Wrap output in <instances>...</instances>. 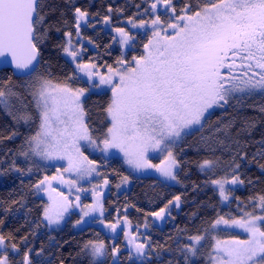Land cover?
Wrapping results in <instances>:
<instances>
[{
  "label": "snow or ice",
  "instance_id": "obj_1",
  "mask_svg": "<svg viewBox=\"0 0 264 264\" xmlns=\"http://www.w3.org/2000/svg\"><path fill=\"white\" fill-rule=\"evenodd\" d=\"M43 7L42 0H0V57L21 81L18 88L10 87L7 82L0 83V109L14 122L28 123L33 115L27 110L25 97L30 96L29 103L34 105L39 116V128L25 141L29 151L44 160L67 159L69 167L64 171L75 170L80 179L93 173L100 175L95 162L82 151L93 148L105 155L110 149H117L123 153L126 163L136 170L155 169L163 180L175 181L174 169L179 167V161L172 148L191 126H203L210 109L223 108L234 99L264 96V0H196L195 4L188 0L179 9L174 0H152V19L136 23L129 18L133 28L152 30V36L143 45L144 54L133 56L132 61L118 58L115 66L107 65L106 75L99 72L96 64L77 62L79 53L72 45V33H64L67 41L63 52L76 63V71L67 81L79 79L78 72L88 77L92 88L102 85L111 88L112 97L105 109L110 126L102 135L94 136L93 129L86 122L81 99L88 89H74L67 81L64 84L54 82L50 65L41 63L42 46L55 27L54 24L46 25L47 15L41 14ZM87 16V11L75 8L77 37L80 36L81 21ZM104 22L109 23L107 16ZM55 30L59 32L60 28ZM115 31L120 34L121 47L135 41V37L124 28ZM7 70L0 68V71ZM17 103L19 107H16ZM258 111L264 113V105L258 106ZM254 126V122L246 125L247 128ZM225 127H231V122ZM16 135L18 133L13 131L0 139H12ZM150 150L166 152L167 155L160 164H152L147 157ZM29 151L20 155L28 157ZM238 155L239 162L235 158L232 160L236 174L231 180L211 181L219 187L224 201L228 200L225 184L244 183L239 169L248 159L247 152L240 151ZM257 156L264 159V147L258 149L252 159ZM216 164L217 161L205 159L199 167L211 171ZM13 168L23 172L15 167V162ZM260 168L264 171V164ZM51 179L56 177L45 176L34 187L39 190ZM124 181L127 182V177ZM67 183L75 186V181ZM104 183L107 184L108 180L105 179ZM180 199L175 197L177 206ZM250 202L262 214L245 210L239 219L220 216L210 225L213 230L224 225L248 234V239L219 240L213 237L214 254H209L212 264H264V195ZM69 207L70 204H65L56 212L45 207L44 219L49 225L58 224ZM167 207L165 205L152 215L162 218ZM85 208L88 211L82 209L83 215L77 225L90 212L99 210L103 216L104 209L99 201ZM119 224L117 219L104 226L115 233ZM203 238L202 235L189 237L193 243L184 246V264H189L190 256L197 255L196 244ZM132 243L130 240L129 244ZM4 246L5 237L0 235V249ZM11 247L18 252L17 245ZM81 252L90 257V264H98L99 258L107 255V248L103 241L89 240ZM135 252L138 257L143 256L145 245L136 244ZM118 253L119 249L114 245L112 257H117ZM0 264H9L7 252L0 254ZM23 264H31L29 252L24 253Z\"/></svg>",
  "mask_w": 264,
  "mask_h": 264
},
{
  "label": "trees",
  "instance_id": "obj_2",
  "mask_svg": "<svg viewBox=\"0 0 264 264\" xmlns=\"http://www.w3.org/2000/svg\"><path fill=\"white\" fill-rule=\"evenodd\" d=\"M187 2L174 0L178 9ZM42 3L41 14L47 15L46 25L54 24L55 27L42 46L41 63L50 65L51 79L56 83H65L75 72L62 51L66 43L64 33L70 31L75 35L76 32V7L88 12L86 24L81 28V38L92 45H83L85 52L82 60L96 64L102 72L107 65L115 66L121 57L112 33L101 25L104 17H110L113 29L122 28L123 22L129 21V18L137 23L150 19V0H42ZM192 3L195 4L196 0ZM56 27L60 28L59 32ZM148 35L147 32L135 35L132 48L125 54L126 61L143 55ZM2 82L13 88H18L21 83L9 70L0 71ZM67 82L75 88L88 89L87 83L80 78ZM86 97L83 100L86 122L93 129V135L100 136L110 126V117L105 111L111 100L110 92H90ZM30 101L31 97L26 96L27 110L33 115L28 123H16L0 109V137H7L13 131L18 133L12 139H0V235L5 237L8 247L15 244L18 248L16 254H8L9 264H23L25 252H29L31 264H90V257L81 252L89 240L103 241L106 245L107 255L98 264H135L119 237L114 245L118 244L121 249L113 258L110 238L98 227L88 225L82 230L72 231L71 224L77 219L76 215H72L60 230L47 229L43 221L45 202L37 196L34 187L41 180L44 170L33 159L24 162L20 155L28 150L26 139L35 135L39 128V116ZM260 105H264V96L261 95L234 99L229 105L212 111L203 121V126L185 136L176 148V159L179 161L176 185L145 176L133 179L128 191L117 194L116 184L128 177V172L117 159L95 158L103 165L101 173L109 178L110 183L103 200L104 221L113 223L125 217L133 227L150 226L149 246L142 264H184V246L192 245L189 237L206 233L217 218H236L245 210L260 213L250 202L264 195V171L260 168L264 159L259 156L252 159L258 149L264 147V113L258 111ZM16 107H19L18 103ZM229 122L231 127L226 128ZM252 122L255 126L247 128L246 125ZM240 151H246L248 157L239 169L244 183L241 189L230 191L231 198L226 206H220L211 181L233 171L232 160L235 158L239 162ZM205 159L217 161L223 169L210 175L202 174L199 165ZM13 162L16 168L23 170L22 173L14 170ZM47 171L50 174L53 168ZM176 196L181 198L179 207L168 212L162 225L154 224L152 213L169 205V201ZM207 252V245L201 247L198 258L193 261L189 258V264H205Z\"/></svg>",
  "mask_w": 264,
  "mask_h": 264
},
{
  "label": "rangeland",
  "instance_id": "obj_3",
  "mask_svg": "<svg viewBox=\"0 0 264 264\" xmlns=\"http://www.w3.org/2000/svg\"><path fill=\"white\" fill-rule=\"evenodd\" d=\"M151 2H152V0H150V4H151ZM108 18L110 19V17H108ZM152 18H153V16H152L151 9H150V19H152ZM162 18H164V17H162ZM85 24H86V19L81 21L80 36L79 37H77L76 32H75V35H72V37H71L72 45H73L74 49L77 50L79 53V57H78L77 62H79L81 64L91 63V62H87V61L82 60V55L85 52L83 45L87 44L89 47H92L91 43H89L88 41H84L81 38V28L84 27ZM101 25L104 27V29L109 30L112 33L114 41L117 43V45L120 48V56H121L120 58L125 59V54L127 53V51L129 49L132 48L133 41H130L129 44L121 47L120 34L118 32H116L115 29L110 27V23L106 24L104 22V20L101 22ZM122 28H124L125 31H128L134 37L136 34L142 35L146 32L149 34L148 39H149V37L152 36L151 28H148V29L133 28L131 26V24L129 23V21H124ZM65 40L67 41L66 37H65ZM143 54H144V49H143ZM63 56L71 64V66L74 68V70L76 71V63L73 62L72 57L68 56L64 52H63ZM133 64H134V62H133ZM99 72L101 74L106 75L107 74V68H106L105 72H102L100 69H99ZM76 75L79 76V78L82 81H84L85 83H87V85H88V91L85 93V96L81 98L82 101L84 100V98L86 97V95L88 93L98 92L101 90H108L110 92L111 97H112V92H111L110 86L102 85V86H100V88H92L91 85L88 83V77L86 75H84L83 73H78V72L76 73ZM96 83L97 84L99 83L98 79L96 80ZM60 84H64V83H60ZM72 88L75 89V87H72ZM216 109H221V108L210 109L209 113H211L212 111H214ZM206 115L208 116L209 114H206ZM202 124H203V122H202ZM200 127H201V125L191 126V128L188 129L187 134L183 135L177 141L176 145H174L172 148L175 156H176V148L180 144V142L183 140V138L185 136H187L188 134L192 133L193 131L198 130ZM27 151H29V149ZM82 151L84 152V155L88 156V158L90 160H93L95 162L97 170L100 173L99 176H97L95 173H93L91 176H86L83 179H80V178H78L75 170L64 171L65 168L69 167V163H68L67 159L44 160L41 157L32 154L30 151H29L28 157L21 155V159L24 162H29L31 159H33L34 161H36L37 164H40V166L44 170V174L42 175L41 180H43L45 176L56 177V179H51L50 182H46L41 189L37 190L35 188V192H36L37 196L39 198H41L42 200H44V202H45L44 208L50 207L53 212H56V211H61L63 205H65V204L71 205V207L68 208V211L64 212L63 219H61L58 224L49 225L48 221L46 219H44V215H43V221H44L47 229L49 231L60 230L65 225L66 221H68V219L70 217H72V215H76L77 219H75L71 224L72 231H79L88 225H94V226L98 227L106 236H108L110 238V245L112 246V248L114 246L116 239L119 237L123 247L127 251L130 252L131 259L133 260V262L135 264H142L146 259V251H147L148 246H149V229H150V226L148 224L133 227L127 221V219L125 217L124 218L122 217V218H119L120 224L118 225L117 230L114 233V232H112L111 229L106 228L104 226L105 224H110V223L104 221L103 216H101L99 210H97L95 212H90L89 216L83 217V222L81 224H79V225L76 224V222L78 220H81V217L83 215L82 209L84 211H88V209L85 208L86 205H94V204H96L97 201H99V203L103 206L104 197L108 193V190H109V185H110L109 178L104 177L102 175L101 168H103V165L99 161H97L95 158H98L99 160H108V159H112V158L117 159L123 164L125 170L128 172L129 176L127 177V182L124 181V178L120 179L117 182L116 187H115L117 194L121 193V192L128 191L130 186H131L133 179L139 178V177H145V176L156 177L160 181H162L168 185H176L177 180H175V181L163 180L160 177L159 173L156 172L155 169L136 170L133 166L126 163L123 153L119 152L117 149H110L109 152L107 153V155H105L103 152L98 151V150L93 149V148H88L86 150L82 149ZM166 155H167L166 152L161 153L159 151H153V150H150L147 153V157L152 164H160L161 161L165 159ZM52 168H53V172L50 174H47V172H48L47 170L52 169ZM221 168H222V166L217 163L216 166L214 167V169L211 171L201 170L200 167H199V171L202 174L210 175L215 171L221 170ZM174 171L177 172V168L174 169ZM234 174L235 173L233 171L228 172L227 174H224L222 177L217 178V179L231 180V178ZM61 177H62V179H61ZM105 179L108 180L107 184L104 183ZM67 181H75V186H73L70 183H67ZM211 186L214 188V190L218 194L220 206H226L228 204V202L231 198V193H230L231 190H238V189L242 188V184H236V185L225 184V194L228 195V200L224 201L220 197L219 187L216 185H213L212 183H211ZM77 189H81V191H78ZM94 191H95V196H94ZM77 197H80V199L77 200ZM77 205H79V207H77ZM177 207H179V206H177V202L174 199L172 201V203L168 205V207H167L162 218L158 219L157 217L153 216V223L162 225L165 218L168 217V212L171 209L177 208ZM43 213H44V211H43ZM103 214H104V211H103ZM255 214L259 215L262 213H255ZM242 216H243V213H241L240 216L236 217L235 219H239ZM225 219H228V218H225ZM231 219H233V218H231ZM101 220L104 221L103 224L100 223ZM125 221H127V224H125ZM115 222H113V223H115ZM125 233H127L128 235L126 236ZM232 234H235V236L232 237ZM202 236L204 238L198 244H196V248L198 249V253H199V249L201 247H206V245H207L208 252L205 254V264H212V262L209 259V254L210 253L214 254V252L212 251L213 245L215 244V240L213 239V237H215L216 239H219V240L248 239V234L246 232H244L242 229L234 228V227L228 228L224 225H220L215 230L211 229V227H210L206 233L202 234ZM130 240L133 241L132 244H129ZM141 243H143L145 245V252H144L143 256L138 257L136 252H135V245L141 244ZM192 243L193 242L191 241V244ZM115 246L119 250L121 249V247L118 244H115ZM4 252H7V254H9V253L10 254H16V252H14L12 250V247H8L6 244H5L4 248L0 249V254H3ZM197 258H198L197 255L195 257L190 256V260H192V261L197 259ZM104 259H105V257L99 258L98 263L103 261Z\"/></svg>",
  "mask_w": 264,
  "mask_h": 264
},
{
  "label": "water",
  "instance_id": "obj_4",
  "mask_svg": "<svg viewBox=\"0 0 264 264\" xmlns=\"http://www.w3.org/2000/svg\"><path fill=\"white\" fill-rule=\"evenodd\" d=\"M3 60H4V58L3 57H0V68H8V70L12 73V71H11V68L10 67H8L7 65H5L4 63H3ZM12 75H13V73H12ZM15 78H17L15 75H13Z\"/></svg>",
  "mask_w": 264,
  "mask_h": 264
},
{
  "label": "bare ground",
  "instance_id": "obj_5",
  "mask_svg": "<svg viewBox=\"0 0 264 264\" xmlns=\"http://www.w3.org/2000/svg\"><path fill=\"white\" fill-rule=\"evenodd\" d=\"M63 52V51H62ZM73 87V86H72ZM87 98V97H86Z\"/></svg>",
  "mask_w": 264,
  "mask_h": 264
}]
</instances>
